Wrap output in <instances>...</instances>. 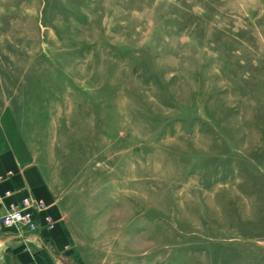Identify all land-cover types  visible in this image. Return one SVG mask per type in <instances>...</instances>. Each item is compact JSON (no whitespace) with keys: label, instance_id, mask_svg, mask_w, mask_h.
<instances>
[{"label":"rangeland","instance_id":"rangeland-1","mask_svg":"<svg viewBox=\"0 0 264 264\" xmlns=\"http://www.w3.org/2000/svg\"><path fill=\"white\" fill-rule=\"evenodd\" d=\"M6 148L72 180L69 264H264V0H0Z\"/></svg>","mask_w":264,"mask_h":264},{"label":"crops","instance_id":"crops-1","mask_svg":"<svg viewBox=\"0 0 264 264\" xmlns=\"http://www.w3.org/2000/svg\"><path fill=\"white\" fill-rule=\"evenodd\" d=\"M66 171L51 169L34 154H19L12 148L0 149V216L9 205L23 198L42 200L46 209L38 215L55 222L50 232L39 234L18 233L16 230L0 232V254L8 264H69V251H74L86 263L90 262L88 244L73 237L72 225L74 192H70ZM74 247H73V245Z\"/></svg>","mask_w":264,"mask_h":264},{"label":"built area","instance_id":"built-area-1","mask_svg":"<svg viewBox=\"0 0 264 264\" xmlns=\"http://www.w3.org/2000/svg\"><path fill=\"white\" fill-rule=\"evenodd\" d=\"M46 209L42 200L31 197L23 198L18 204H11L6 212L0 216V232L16 230L18 233L39 234L42 230H52L55 222L45 215L40 224L38 215Z\"/></svg>","mask_w":264,"mask_h":264}]
</instances>
